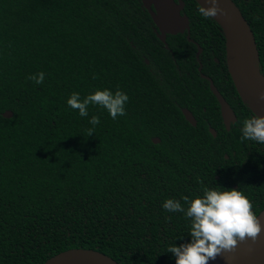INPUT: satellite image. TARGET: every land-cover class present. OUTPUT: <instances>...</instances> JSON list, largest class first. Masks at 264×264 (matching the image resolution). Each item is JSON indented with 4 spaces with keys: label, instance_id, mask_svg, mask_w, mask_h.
Masks as SVG:
<instances>
[{
    "label": "trees",
    "instance_id": "1",
    "mask_svg": "<svg viewBox=\"0 0 264 264\" xmlns=\"http://www.w3.org/2000/svg\"><path fill=\"white\" fill-rule=\"evenodd\" d=\"M183 1L196 44L187 33L163 42L142 0H0V264H44L71 249L119 264H176L167 249L191 241V221L163 209L166 199L187 208L183 197L206 187L235 188L257 216L264 210V145L240 139L253 113L228 72L222 28ZM232 1L261 72L264 0ZM197 45L202 72L237 117L230 131L208 82L197 89L193 75L178 74L199 67ZM41 71L42 84L27 79ZM104 89L129 96L126 116L89 105L81 117L67 104L73 92ZM92 116L100 124L87 136Z\"/></svg>",
    "mask_w": 264,
    "mask_h": 264
},
{
    "label": "clouds",
    "instance_id": "2",
    "mask_svg": "<svg viewBox=\"0 0 264 264\" xmlns=\"http://www.w3.org/2000/svg\"><path fill=\"white\" fill-rule=\"evenodd\" d=\"M221 0H208L210 7L200 5L198 14L204 20H212L218 15H226L220 7ZM264 75V69L261 70ZM95 78V77H94ZM28 80L40 85L45 80V73L29 75ZM264 99V94H261ZM129 96L122 90L114 93L110 89L97 90L81 99L80 93L73 92L67 100L68 106L81 117L88 116L89 105L106 109L113 120L126 116V105ZM87 129V136L95 133V126L100 124L99 116H92ZM241 141H253L264 145V116H252L243 120ZM203 183V181H200ZM188 205L185 208L179 200L166 199L162 207L168 212H182L191 221V241L179 246H169L167 252L175 257L176 264H210L225 252L234 253L240 242L251 240L255 243L262 231L264 223L254 213L251 198L235 188L228 191H217L215 188H204L203 195L189 200L183 197Z\"/></svg>",
    "mask_w": 264,
    "mask_h": 264
},
{
    "label": "water",
    "instance_id": "3",
    "mask_svg": "<svg viewBox=\"0 0 264 264\" xmlns=\"http://www.w3.org/2000/svg\"><path fill=\"white\" fill-rule=\"evenodd\" d=\"M195 1L199 6H211L208 0ZM142 2L161 32L159 37L163 42H165L167 34L177 35L190 29L189 17L181 14L184 8L182 1L176 3L175 0H142ZM220 7L225 9L226 15H218L214 20L222 28L225 37L228 72L242 101L247 102L251 111L257 116H264V99L260 98L261 94H264V75H261L256 64L255 57L258 52L248 22L232 0H221ZM201 52L202 49L199 48L197 57ZM211 89L221 105V114L226 127L230 129L231 123L236 122L237 117L212 81ZM183 113L185 119L196 127L197 122L192 114L187 110ZM3 116L12 118L13 112L6 111ZM211 133L216 137L217 132L214 129L211 130ZM153 142L159 143L160 139L155 138ZM258 217L264 223V210ZM44 264L119 263L92 249H71L55 255ZM210 264H264V231L255 243L251 240L240 242L234 253L225 252L216 260L210 261Z\"/></svg>",
    "mask_w": 264,
    "mask_h": 264
},
{
    "label": "flooded vegetation",
    "instance_id": "4",
    "mask_svg": "<svg viewBox=\"0 0 264 264\" xmlns=\"http://www.w3.org/2000/svg\"><path fill=\"white\" fill-rule=\"evenodd\" d=\"M180 1H182L183 3H184V1L183 0H175V2L176 3H180ZM184 8H185V3H184ZM184 8H183V10H182V12H181V14L184 16L185 14L183 13V11H184ZM187 16V15H186ZM190 21V20H189ZM189 26H190V23H189ZM157 29H158V27H157ZM156 29V30H157ZM157 32V35L158 36H160L161 35V32L159 31V29L156 31ZM185 33H187V40H189V41H191V42H193V43H197L194 39H191V37H190V29L188 30V29H186L183 33H179V34H185ZM167 35H169V38L170 37H172V36H177V35H172V34H167ZM166 38H167V36H166ZM197 47H198V52H199V48H200V46L199 45H197ZM169 52H172V49L169 47ZM198 52H197V54H198ZM202 53V52H201ZM197 54H196V59H197V61H198V63L200 64L199 65V67L197 68V70H192V69H188V68H186V67H184V68H179V67H177V71H178V74H180L181 76H183V77H189V76H192L193 75V81H194V83H197V85H198V87H197V89L198 88H204V89H206V84H205V82L204 81H207L208 82V85L207 86H209V88H210V90L212 91V89H211V81L213 82V84H214V86L217 88V90L220 92V94L222 95V97L225 99V101L229 104V106L231 107V109H232V111L234 112V110H233V108H232V106L230 105V103L228 102V100H227V97H228V95H226L225 93H221V91L219 90V88H218V86L215 84V82H214V80L209 76V75H206V74H204L203 72H202V68H203V66H202V64L200 63V61H199V59H200V55H199V57H197ZM227 63V62H226ZM228 68V67H227ZM198 71V72H197ZM196 73L197 74H200V76L199 77H197L196 76ZM231 77V76H230ZM202 79V80H201ZM201 80V81H200ZM204 80V81H203ZM234 84V83H233ZM171 86V85H170ZM236 89V88H235ZM212 93H213V91H212ZM214 94V93H213ZM215 96V95H214ZM216 97V96H215ZM216 99H217V97H216ZM192 101H194L193 99H189V105L188 106H191V108H192ZM217 101H218V99H217ZM244 102V101H243ZM218 103H219V101H218ZM248 104V103H247ZM219 105H220V103H219ZM221 106V105H220ZM249 106V105H248ZM250 108V107H249ZM200 109H202L203 111H206V109L204 108V106L203 105H201V106H198V110H196V112L197 113H199L200 112ZM185 110H187V111H189L191 114H192V116L195 118V120H196V122L198 121V119L196 118L197 116H196V114H195V112H193L191 109H189V108H186V107H182L181 108V111H182V113L185 111ZM251 110V109H250ZM220 112H221V107H220ZM252 113H253V116H257V114H255L253 111H252ZM183 115H184V113H183ZM185 117V116H184ZM221 117H222V114H221ZM222 120H223V123H224V126H225V128H226V130L227 131H230V129H227V127H226V124H225V122H224V119H223V117H222ZM235 123V122H234ZM233 124V122L231 123V125ZM231 128V127H230ZM210 130V132H211V130H212V128H210L209 129ZM216 137H217V135H216ZM226 158H228L227 156H225Z\"/></svg>",
    "mask_w": 264,
    "mask_h": 264
}]
</instances>
